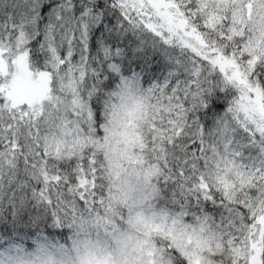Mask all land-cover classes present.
<instances>
[{
	"label": "snow or ice",
	"instance_id": "obj_1",
	"mask_svg": "<svg viewBox=\"0 0 264 264\" xmlns=\"http://www.w3.org/2000/svg\"><path fill=\"white\" fill-rule=\"evenodd\" d=\"M0 264H264V0H0Z\"/></svg>",
	"mask_w": 264,
	"mask_h": 264
},
{
	"label": "trees",
	"instance_id": "obj_2",
	"mask_svg": "<svg viewBox=\"0 0 264 264\" xmlns=\"http://www.w3.org/2000/svg\"><path fill=\"white\" fill-rule=\"evenodd\" d=\"M51 231V230H50ZM54 234H56V233H54Z\"/></svg>",
	"mask_w": 264,
	"mask_h": 264
}]
</instances>
